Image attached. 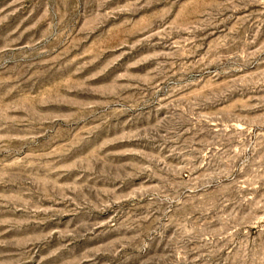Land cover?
Segmentation results:
<instances>
[{"label": "rangeland", "instance_id": "rangeland-1", "mask_svg": "<svg viewBox=\"0 0 264 264\" xmlns=\"http://www.w3.org/2000/svg\"><path fill=\"white\" fill-rule=\"evenodd\" d=\"M0 264H264V0H0Z\"/></svg>", "mask_w": 264, "mask_h": 264}]
</instances>
